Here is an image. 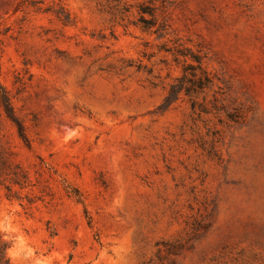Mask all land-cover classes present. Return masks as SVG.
<instances>
[{"label": "rangeland", "instance_id": "374dc122", "mask_svg": "<svg viewBox=\"0 0 264 264\" xmlns=\"http://www.w3.org/2000/svg\"><path fill=\"white\" fill-rule=\"evenodd\" d=\"M0 236L264 264V0H0Z\"/></svg>", "mask_w": 264, "mask_h": 264}, {"label": "clouds", "instance_id": "9594fccd", "mask_svg": "<svg viewBox=\"0 0 264 264\" xmlns=\"http://www.w3.org/2000/svg\"><path fill=\"white\" fill-rule=\"evenodd\" d=\"M4 231L15 232L16 229L13 227L4 226ZM16 244L12 249L8 250V255L14 260L20 258L21 256L25 258H30L32 255V250L26 246V241L21 235L15 237ZM52 257H43L35 261V264H51Z\"/></svg>", "mask_w": 264, "mask_h": 264}, {"label": "trees", "instance_id": "16d2710c", "mask_svg": "<svg viewBox=\"0 0 264 264\" xmlns=\"http://www.w3.org/2000/svg\"><path fill=\"white\" fill-rule=\"evenodd\" d=\"M204 74V71H202ZM6 247V242L1 239L0 236V264H10L8 258L5 256L4 250Z\"/></svg>", "mask_w": 264, "mask_h": 264}]
</instances>
